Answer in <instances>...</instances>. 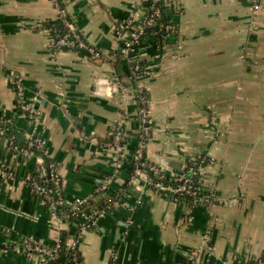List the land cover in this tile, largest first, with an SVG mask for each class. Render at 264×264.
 I'll return each mask as SVG.
<instances>
[{"label":"crops","instance_id":"1","mask_svg":"<svg viewBox=\"0 0 264 264\" xmlns=\"http://www.w3.org/2000/svg\"><path fill=\"white\" fill-rule=\"evenodd\" d=\"M260 3L255 11L247 0H171L169 18L179 38H168L162 51L140 52L159 59L146 76L134 77L132 62L121 55L128 36L116 27L147 0H65L98 59L87 49L54 50L43 25L58 17L52 0H0V117L14 119L20 136L46 140L68 200L89 198L105 184L121 193L85 233L81 264H240L264 254ZM15 74L37 121L17 113ZM142 85L155 127L147 159L174 171V162L207 154L209 188L220 203L188 209L149 187H124L131 154L117 160L105 142L118 119L134 112ZM6 137L0 133V165L13 164L15 179L0 180V264H40L39 256L7 246L23 239L49 245L68 223L58 224L33 193L31 163L12 152ZM136 145L134 134L130 153Z\"/></svg>","mask_w":264,"mask_h":264},{"label":"built area","instance_id":"2","mask_svg":"<svg viewBox=\"0 0 264 264\" xmlns=\"http://www.w3.org/2000/svg\"><path fill=\"white\" fill-rule=\"evenodd\" d=\"M55 5L58 8V17L62 18L63 20L66 19V17L69 15V11L67 8V5L65 4V0H52ZM164 2V6L169 7L171 5V0H154V2ZM252 4V7L255 11L260 10L261 3L260 0H247ZM161 14L160 9L157 8L154 11V16H159ZM141 17V11L138 10L134 12V14L128 18V20L121 22L116 28L119 29L121 32H124L127 34V38L124 40L121 53L127 60L130 59L131 53L135 52V47L140 43L142 34L144 32V26L143 25H134L133 22L136 20H139ZM152 21L148 20L150 23ZM65 24L68 27V32L65 34V36L58 38V40L54 41V36H53V44L57 45V47H70L74 49H87L91 52L93 57L95 59H98L100 57L99 52L96 50V48L89 46L84 40H83V34L82 32L77 28L75 23L70 20H65ZM171 26L168 25L167 28H170ZM82 37V38H81ZM138 66H136V69ZM150 68V67H149ZM148 68V72H149ZM147 72V74H148ZM132 74L134 75V71H132ZM146 74V75H147ZM12 85L14 92L17 96L18 103L21 104V108L26 112L27 115H25L27 118H29L30 122L37 121L38 118V113L34 109L32 105H30L26 100H24L23 96V86L21 84V79L20 76H15L13 79H11ZM114 90H117L118 87V82L113 83L111 85ZM141 87L145 86H139L137 88L136 92H141L142 89ZM102 93V91H100ZM135 106L136 102L134 101ZM137 111V112H136ZM136 113V118L131 117V114H128L127 112L123 114L118 121L115 123L113 126L112 130L115 129V142L109 143L108 147L110 150H112V154L114 158L117 160H123L127 158L129 150H128V143L125 140V133L122 132L123 127L127 126L130 121L135 120L139 124V132L137 134V150L136 154L134 156L135 161V168L134 172L130 177V184L134 185L138 188L140 186H145L149 187L153 191L159 194H167L171 196L174 201L179 202V197L181 195H191L194 197V202L202 205H213L215 200H219L218 196L215 194L213 191L212 194H206L203 197H198L197 196V191L196 188L194 187V179L192 176L194 175H199L198 182L201 183L203 187L209 188V176L206 170L207 166H202L198 165L195 169L192 167H189L186 169L184 172H176V171H168L167 169H164L160 166H158L155 163H150L149 164V170L153 172L156 176L160 178H164L165 174H169L170 177L174 180L175 184H165L164 182L161 181H154L151 177V175L142 169L145 165L144 158L146 157L145 155V150L146 146L151 139L152 136H150L149 132L154 130V122L150 116L149 113V106H143L139 110H135ZM0 121H7L5 119H1ZM0 133L5 134L4 129L0 128ZM28 140L29 146L36 147L38 149H44L45 145H47V142L44 138H42L40 135L36 133H32L26 136ZM6 142L11 148L12 152L13 150H18V147L15 145L14 142V137L13 136H8L6 137ZM20 152L24 154V156H28L30 153L28 150H23L20 149ZM47 153V149H46ZM16 156L19 155L18 153L15 154ZM189 158H184L183 161L181 162L180 167H185L187 165V160ZM190 159H193L190 157ZM189 159V160H190ZM35 161L36 164L40 170V177H43L46 174V161L43 156H35ZM54 165L51 164V167ZM14 165H7V164H2L0 165V180L7 181V180H14L15 179V171H14ZM191 174V175H190ZM50 177L53 179L55 184L57 185V194L62 196L61 194V185H62V178L60 174L58 173L57 168L55 167L52 169L50 172ZM177 183V184H176ZM141 184V185H140ZM33 193L38 192L39 194L42 195H47L49 192L52 194V190L47 192L46 188L38 184L37 182H32L30 183ZM63 186V185H62ZM108 186L102 185L101 190L106 189ZM50 194V196H52ZM49 196V197H50ZM87 198H77L75 200H68L66 198V202L68 203V206L71 207L72 210H77L79 208V205L84 203ZM64 201L59 198L58 200H52L50 205H47L49 210L52 212L55 221L60 224L66 222L65 219H62L58 213H57V204H62ZM104 209H102L99 213L96 211L92 214V216H86L92 224L96 225L97 223V218L99 215L103 212ZM85 216V214H84ZM97 216V217H96ZM96 217V218H95ZM68 218V215H67ZM94 218V219H92ZM92 219V221H91ZM88 221H85L80 224L79 230L76 234L70 235L66 238L65 245L68 249L69 256L64 264H81L80 259H79V253H80V245H81V238L84 237L85 233L88 231L89 223ZM61 247V236H57V238L49 245H44L39 242L30 240V239H23L22 241L18 242H13L9 244L6 248V250L13 249L17 252H21L28 258H33L35 256H39L41 259L40 264H49V261H52L58 256L59 250ZM254 260L256 263L255 264H264V260L260 258H254L251 259ZM247 261L242 262L240 264H250Z\"/></svg>","mask_w":264,"mask_h":264},{"label":"trees","instance_id":"3","mask_svg":"<svg viewBox=\"0 0 264 264\" xmlns=\"http://www.w3.org/2000/svg\"><path fill=\"white\" fill-rule=\"evenodd\" d=\"M143 8L141 10L140 19L133 22L134 25L140 24L144 26V32L142 34L140 43L135 47V52L131 53L130 55V59H131L130 61L132 62L131 67H132V71H134V75H133L134 77L145 76L148 72V68L152 66L153 64L157 63L159 59L158 58L159 56H157L154 59L141 57L140 52L145 51L146 49L150 47L154 49L158 48L160 51H162L164 49L163 47L166 44L168 38L170 37L179 38V32L177 28L178 25L176 22H174L173 20L169 18L170 9L169 7L164 6V2L162 1L154 2V0H147V4ZM157 8L160 9L161 14L159 16H154V11ZM151 19L152 21L149 23L148 20H151ZM65 20L73 21L72 17L69 14L64 20L62 18L57 17L54 20H47L43 24L44 27H46V29H48L51 32V34L54 36L55 43L58 40V38L65 36V34L68 32V27L65 24ZM168 25H170L171 27L167 28ZM83 40L86 42L84 37H83ZM53 48L54 50L62 49V50H74L77 52L81 51L80 49H74V48L65 47V46L57 47L56 44L55 46H53ZM121 55L123 56L122 53ZM136 66H138L137 69H136ZM141 89L142 91L140 93L136 92L134 94L133 101L136 102L135 110H139L143 106H147V107L149 106L150 97H149L148 89L146 87H141ZM135 110L134 112L130 113L131 117L136 118ZM17 113L27 115L26 112L21 108V104L19 103L17 107ZM1 119H4V118H1ZM135 124H136L135 128H130L128 125L123 127L122 132L125 133L124 138L127 141L128 145L130 144L131 137H133L134 134H136V138H137V134L139 132V124L136 120H135ZM0 128L4 129L6 135L14 137L15 145L18 147V150H13L14 154L18 153L19 155L17 156H20L23 160L27 159L30 161L31 169H30V177L28 179L29 183L37 182L38 184L43 185L46 188L47 192H49L50 190L53 191L52 194L51 192H49L47 195H42V194H39L38 192L37 193L34 192V194L39 199H41L46 205H50L52 200H58L59 198H61L64 201L62 204H57V213L62 219L66 220V223H68V228L62 230L60 233L61 247H60L58 256L52 261H49V264H64L69 256L68 249L65 245L66 238L70 235L76 234L79 230L80 224L89 220L86 216H90V215L92 216V214L96 211L99 213L107 205H110L114 201L119 200L121 198L120 196L121 193L119 191H114L113 189L108 188V187L104 190H98L94 192L93 196L87 198L84 203L80 204L77 210H72L71 207L68 206V203L66 202V197L63 191V186L61 185L62 196H60L57 194V191H56L57 185L55 184L53 179L50 177V172L52 171L54 167L55 169L57 168V164L55 163L54 160L48 157L46 153L47 145H45L44 149H38L36 147L29 146L27 138L24 136H20L18 134L14 119H11L9 121H2V122L0 121ZM149 134L150 136H152V131L149 132ZM115 140H116L115 139V129H113L109 132V135H108V138L105 144H109V143L113 144ZM20 149L28 150L30 154L28 156H24V154L20 152ZM136 150H137V145L135 146L134 151L132 153L130 152L128 153V155L131 154L132 162H131L130 173L128 175V178L126 180L124 187L130 185V177L133 174L134 168H135L136 160L134 159V156L136 154ZM35 156H43V157L46 156L48 158V162L46 163V174L43 177H40V170L36 164ZM190 157H192L193 159H190ZM186 158L190 159V160L189 159L187 160V165L185 167H180L178 169H175L174 171L184 172L189 167H192L193 169H195L198 165L207 166L211 162L210 157L205 153H196L194 155L187 156ZM144 161H145V165L144 167H142V169L144 171H147L151 175L154 181L156 182L161 181V182H164L165 184H175L174 181H171L174 179H172L169 174L167 175L165 174L164 178H160L156 176L153 172H151L149 170V164L152 162L148 160L147 157L144 158ZM51 164H53L54 166L51 167ZM192 178L194 179L193 184H194V187L196 188L198 197H203L206 194L213 193L212 189L203 187L201 183L198 182L199 175H194L192 176ZM50 194L52 196H50ZM162 195L173 199L171 196L167 194H162ZM179 200L182 203H185L188 209H190L191 207L193 208V206L195 205H201V204L194 202L193 196L187 195V194L181 195L179 197ZM220 202L221 201L219 200H215L213 203L217 204ZM67 215H68V218H67ZM88 223H89L88 231L96 227V225L92 224L90 221H88ZM84 237L81 238V242L83 241ZM258 258L264 260V254H262ZM79 259H80V262H82L81 253H79ZM249 263L255 264L256 262L254 260H251ZM71 264H73V262H71Z\"/></svg>","mask_w":264,"mask_h":264},{"label":"water","instance_id":"4","mask_svg":"<svg viewBox=\"0 0 264 264\" xmlns=\"http://www.w3.org/2000/svg\"><path fill=\"white\" fill-rule=\"evenodd\" d=\"M44 158H45V161H46V163L48 162V158L46 157V156H44ZM172 166L174 167V168H180V166H181V163H179V162H174L173 164H172Z\"/></svg>","mask_w":264,"mask_h":264},{"label":"rangeland","instance_id":"5","mask_svg":"<svg viewBox=\"0 0 264 264\" xmlns=\"http://www.w3.org/2000/svg\"><path fill=\"white\" fill-rule=\"evenodd\" d=\"M145 76H146V75H145ZM249 260H251V259H246L247 263H248Z\"/></svg>","mask_w":264,"mask_h":264}]
</instances>
